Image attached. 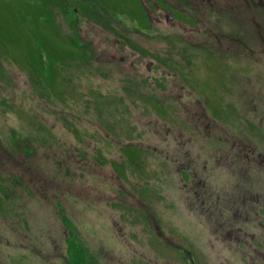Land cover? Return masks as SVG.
<instances>
[{"label": "rangeland", "instance_id": "rangeland-1", "mask_svg": "<svg viewBox=\"0 0 264 264\" xmlns=\"http://www.w3.org/2000/svg\"><path fill=\"white\" fill-rule=\"evenodd\" d=\"M225 1L0 0V264L264 263V0Z\"/></svg>", "mask_w": 264, "mask_h": 264}, {"label": "flooded vegetation", "instance_id": "flooded-vegetation-1", "mask_svg": "<svg viewBox=\"0 0 264 264\" xmlns=\"http://www.w3.org/2000/svg\"><path fill=\"white\" fill-rule=\"evenodd\" d=\"M235 1V0H234ZM237 1V0H236ZM233 0H231V2H230V0H226L225 1V3H226V5L227 6H229V4L230 5H233ZM248 2H250V5H254V3H256V5H263L262 3H263V1L262 0H248ZM202 3H207V5L206 6H208V7H213V8H217V9H219L221 6L219 5V3H218V0H204V2H203V0H202ZM231 8H233V6H231ZM165 12L167 11V10H164ZM167 13V12H166ZM164 21H167V22H171L172 20H173V18H174V16L171 14V13H167V15L165 14L164 16ZM122 47H125L124 45H122ZM264 264V263H263Z\"/></svg>", "mask_w": 264, "mask_h": 264}]
</instances>
